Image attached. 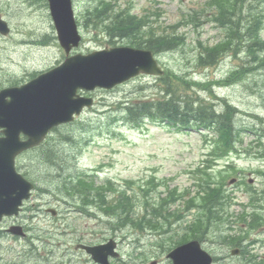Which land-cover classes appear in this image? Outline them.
Segmentation results:
<instances>
[{"label":"rangeland","instance_id":"374dc122","mask_svg":"<svg viewBox=\"0 0 264 264\" xmlns=\"http://www.w3.org/2000/svg\"><path fill=\"white\" fill-rule=\"evenodd\" d=\"M99 0H80L79 5L82 9H86L88 6L95 4ZM127 2L129 0H122ZM161 4L159 8L166 11L163 21H176L177 16L182 8L197 7L199 3H203L204 0H160ZM135 5L136 12H143L144 8L156 9V3L154 0H133ZM82 4V5H81ZM152 7V8H151ZM1 11L8 20L11 21L13 25L23 28L22 23L27 24V28L35 29L40 33H51L52 27L49 25L48 12L42 6L36 5L33 8H30L27 0H0ZM48 25L49 28L45 29V26ZM17 29V28H16ZM15 29V30H16ZM187 33V43L184 47V50L178 51L176 53H170L167 56H164V60L167 64L174 68L175 70H184L191 65V59L195 54V49L197 46L198 40L207 41L211 38L212 35H216L217 31H210L208 26L204 27V30L200 35L197 32L191 30H186ZM12 40L10 37L9 40H5V43H8ZM3 44V45H4ZM2 46H0V49ZM49 51V52H48ZM47 51L48 58L51 60L58 55L55 54L57 50L52 45ZM36 53H39L37 51ZM225 62L220 67L222 73L228 72L232 67H235L239 64V61L234 59L225 58ZM258 82V81H257ZM257 82L253 79H249L251 84L246 89L240 88L239 86L223 91V95L230 99L231 103L238 105L244 101L249 94L252 92V88L257 85ZM140 86L133 87L124 86L118 88L114 93L105 95L106 97L119 100H133L140 98L148 93L140 91ZM138 93V97H134ZM152 93V92H151ZM115 102V101H114ZM246 104H249L246 101ZM150 130L144 132H129V130L123 131L120 127V130L124 132V136L127 135L126 141L119 139V143L124 147L117 146L119 151L114 158L116 167L118 170L121 169L122 164L127 165L131 169L139 173H145L148 168H158V176L165 177L166 179H171L176 173L185 170L190 166L194 160L199 157V151L202 147V140L200 136L198 138H192L186 135H180L179 133H173L170 130L159 127V126H149ZM200 148V149H199ZM242 163V162H241ZM246 165L255 166L253 163L247 162ZM124 176H129L127 171L123 172ZM182 180L174 181L172 184H180ZM239 210L238 208L235 209ZM93 223L87 221V219H82L81 226L79 229L83 232H90L89 227H93ZM34 264V263H31Z\"/></svg>","mask_w":264,"mask_h":264},{"label":"trees","instance_id":"16d2710c","mask_svg":"<svg viewBox=\"0 0 264 264\" xmlns=\"http://www.w3.org/2000/svg\"><path fill=\"white\" fill-rule=\"evenodd\" d=\"M218 6L221 9V12L228 14V11H231V5L227 2V0H217ZM234 6V4H233ZM229 9V10H228ZM228 10V11H227ZM121 11V10H120ZM220 12V13H221ZM100 13L98 11L87 14L86 16V24L88 27L95 28L93 30H97L98 26L96 23ZM263 18L262 16L256 15L253 17V20L246 21L244 23L239 22L238 28L235 34H238V40L243 43V46H240L239 49H242V52H247V54L251 57L253 61H255L256 57H259V53L264 48V41L261 38V29L263 28ZM113 29L115 31H111L107 35H119L120 38H128L129 42L132 46L144 47L153 49L156 53L160 52V50L165 47L167 44H172V40H168L167 38H159L157 39L158 30L153 26V22L150 21L149 17L139 18L138 16L132 15L129 10L121 11L113 17V21L111 23ZM148 28V32L150 31L148 36H143L146 32L143 31V28ZM109 32V30H108ZM145 38V42L144 39ZM148 38V39H147ZM104 40H100L98 42H103ZM108 42H113L109 40ZM228 46H234L231 42L226 43L222 47L219 48H210L206 47L204 49L206 55L210 58V60L217 61L216 56H220L221 50L222 52H226V48ZM169 48V47H168ZM160 49V50H159ZM167 49V47H166ZM173 75L167 77V79L163 80L167 90L166 95L169 96L162 103L158 104L159 112H169L168 107L173 104L174 101L179 99L181 85L179 83H174ZM215 114H213L214 118ZM232 113H229L228 117H225L226 127H221L219 136L213 142V146L215 150L212 155L216 158H221L225 156V148L232 149L236 146V142L231 141L233 129V121L231 119ZM214 119L211 120L213 122ZM214 125V124H213ZM211 165L209 164L206 168L209 169ZM206 170H198L194 176L195 178V186L198 189L197 195L191 198L190 201L186 202V205L189 207H201L206 209L204 212L206 213L207 221L212 220V216L219 214L217 208H214L215 205L217 207L223 206L224 202V194L225 189L224 186L226 184L227 173L223 172H208ZM153 183V181L151 182ZM185 193H179L178 190L170 191L169 198L171 199V203L181 202L185 200ZM121 220L123 218L121 217ZM122 222V221H121ZM120 222V223H121ZM124 224V222H122Z\"/></svg>","mask_w":264,"mask_h":264},{"label":"water","instance_id":"95a60500","mask_svg":"<svg viewBox=\"0 0 264 264\" xmlns=\"http://www.w3.org/2000/svg\"><path fill=\"white\" fill-rule=\"evenodd\" d=\"M49 1L59 38L62 45L68 50L71 42H75L76 39L79 40L70 10V0ZM116 55L122 56L117 57ZM141 70L158 72V67L151 53L128 50L93 53L87 57L78 56L67 61L62 70L58 69L52 74L49 87L52 90L61 89L63 91L62 98L65 99L69 97L71 91L80 85L88 89L95 86H105L123 80ZM48 81L49 79L46 80V83ZM14 119L15 117L9 111L0 110V125H6ZM190 250L193 251L194 249L191 248ZM185 251L187 250L184 248L177 254Z\"/></svg>","mask_w":264,"mask_h":264}]
</instances>
